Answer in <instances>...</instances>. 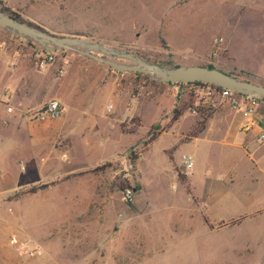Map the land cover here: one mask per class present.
Instances as JSON below:
<instances>
[{
	"label": "rangeland",
	"instance_id": "rangeland-1",
	"mask_svg": "<svg viewBox=\"0 0 264 264\" xmlns=\"http://www.w3.org/2000/svg\"><path fill=\"white\" fill-rule=\"evenodd\" d=\"M8 1L16 3L13 9L23 19L47 31L132 50L163 65H174L181 59L174 53V46L186 48L194 44L205 49L211 40L215 42L216 35H224L237 61L264 67V0ZM4 5L6 0H0V7ZM0 43V53L19 56L32 64L37 51H46L34 39L1 26ZM91 52L101 54L97 50ZM67 62H75L70 67L80 70L66 75L63 71ZM99 62L112 73L109 81H114L119 89L124 88L125 94L140 93L143 100L156 103L151 108L143 107V120L135 114L121 121L120 129L121 123L126 128L137 126L134 132L121 133L115 119L111 129L103 125V113L130 115L141 102L125 96V103L124 98L117 100L111 93L95 96L98 109L84 115L80 122L88 124V131L73 146L75 162L86 166L80 170L87 171L59 181L61 190L45 191L46 197L52 196L50 199L42 196V201H38L40 198L33 192L11 197L20 187L47 178L0 193L4 199L5 196L9 200L17 199L14 208L11 203L0 208V237L11 249L19 239L30 246H40V255H22L14 249L23 258L45 261L52 259L49 255L63 262L72 261L65 252L76 251L73 260L77 264L84 261L86 264H264V215L243 217L242 214L236 221L226 218L237 207L249 208L256 201L255 194L246 203L234 201L242 190L240 186H232L235 180H230L227 174L230 147L199 141L179 146L200 115L187 107L183 111H188L187 115L182 117V113L173 120L171 112L175 104H190L189 90L199 94L197 86H186L184 82L176 87L171 82L159 86L160 81L147 73L119 71ZM51 64L62 77L61 91H64L63 81H77L81 92L90 93L96 81L87 69L97 64L91 57L73 48L57 49ZM5 85L4 81L0 82L2 125L9 123L12 116L6 111L10 102L4 95ZM170 102L173 107L169 110ZM223 102L217 99L211 106L216 108ZM107 103H111L110 107ZM198 103L210 104L197 95L193 104ZM11 112H17L18 117L21 114L17 110ZM192 116L195 120L188 128ZM59 117L29 120L40 122ZM176 121L175 130L179 133L176 143L168 142L173 138L171 132L147 142L151 128L165 130ZM8 129L0 126V138L10 137ZM58 146L64 152L65 147ZM188 151L193 156L191 181L180 163L182 152ZM4 162L11 166L10 161L0 157V167L5 166ZM101 164L104 165L92 170ZM9 169L20 183L35 179L25 161ZM2 173L0 169V176ZM127 184L134 190L132 199L123 196ZM191 185L198 197L191 192ZM82 251L87 255L81 256Z\"/></svg>",
	"mask_w": 264,
	"mask_h": 264
},
{
	"label": "crops",
	"instance_id": "crops-1",
	"mask_svg": "<svg viewBox=\"0 0 264 264\" xmlns=\"http://www.w3.org/2000/svg\"><path fill=\"white\" fill-rule=\"evenodd\" d=\"M15 4L16 3H11L6 0V5L10 6L11 9L14 8ZM219 36L222 37V40L216 43L211 40L209 46L205 49L194 44L186 48L174 46V53L181 56V59H186H178L175 64H213V66L228 72L245 69L251 72V80H264V67H258L254 62L237 61L230 51L227 38L224 35ZM91 60L97 64H93L95 66L87 70L91 72V75H95L96 82L92 84L93 86H91L90 93L86 94L85 92H81L82 87L77 81H63L64 91H61L62 77H60V73L56 66L51 64V62L43 69H38L34 64L23 60L19 56L13 57L8 53H0V82L4 81L6 83V87H3L5 92L4 95H6V99L10 102L9 105H12L10 111L6 109L7 113H11L9 114L10 116L12 115L11 121L6 125L0 123V126L6 129L11 125L8 129L10 137L7 139H5L6 137L0 138V157H2L4 161L11 162V166L4 162L5 166L0 167L3 172L0 176V193L13 191L21 184L25 185L43 180L44 178L48 179L45 181H50L86 167L81 163L75 162L73 146L81 136H83L84 139V134L88 131V124L80 122L84 119V115L89 111L93 112L95 109H98V106L94 104L93 100L95 96H100L103 93H111L117 100L124 98L125 101L126 96L136 100L138 103L141 102V106L138 105L136 107L138 110L130 115H111L107 111L103 113L101 118L103 125L111 129V124L113 123L112 119H115L114 124L117 125L121 133H123L119 127L121 121L127 116L135 114L143 120V107L148 106V108H151L152 103H156L155 100H143V98L140 97V93L136 95L125 94L124 88L119 89L114 81H109V77L112 73L109 72L108 68H103L104 66H102V64H98L100 63L98 60L93 58H91ZM76 61L79 60L77 59ZM72 64L76 63L67 62V67L63 71L65 74L80 70L79 68L72 69V67H70ZM176 84L178 83L171 82L172 87ZM50 97H59L64 104V111L59 119L40 122L27 119V116L24 115L27 109L39 107ZM223 101L221 105L214 108L212 114L205 122L204 127L196 134L190 135L189 137L187 136L185 141L179 143V146L183 143H190L193 141L196 143L199 141L202 144L219 143L230 147L227 153L231 155V161L228 164L229 167L226 166L227 174L230 180H232L231 178L235 180L232 186H240L242 190L239 194L235 195L234 201L236 202L239 200L242 203H246V201H251L253 199L252 194H255L256 201L249 208L238 205L240 207H237L230 215H226V218H232L231 221H236L240 218L238 216L242 214H244L243 217L247 215H264V142L258 137L260 130L264 128V99H260L258 107L252 113H244L242 110L232 107L228 101ZM126 102L127 101H125V103ZM110 104L107 103V106L110 107ZM172 107L173 102H170L169 110L172 109ZM14 110L21 112L19 117L17 112H11ZM188 113V111H185L181 116L183 117ZM194 120L195 118L192 116V120L187 124L188 128L192 126ZM176 123L177 121L168 129L159 133L153 140L164 133L171 132L173 138L168 142L171 144L176 143L179 134L175 130ZM82 125L84 127H81ZM60 144L65 147L63 149L64 152H62V148L58 146ZM249 147H251V151L248 150ZM56 152H58L57 156ZM63 153L66 154V156H63ZM188 153L191 152L188 151ZM245 156L247 160H244ZM113 158L114 157L109 160H113ZM21 161L28 163V166L33 171L32 175L34 176L32 177L35 179H26L24 183L16 181L13 174L9 171V167L13 168L14 166H18V162ZM23 166L25 165H21V167ZM186 173L188 174L187 177L189 181H191L194 175L193 167ZM238 182H241V184L239 185ZM4 183H8L7 186H4ZM191 187V192L193 191L198 197L192 185ZM54 188H56V190H61L59 182L38 189L32 194L35 193L40 198L38 201H42V196L46 199H50L52 196L46 197L47 194L45 193L52 192ZM2 195H0V208L2 206L6 207L8 203L13 204L12 207L14 208V203H16L17 199L11 198V200H9L6 198L7 196H5L4 199V195ZM192 197L194 196L192 195ZM9 206L10 205H8V207ZM217 215L218 214H213V216ZM12 247L13 249L9 248L7 241L0 237V264L78 263L76 260H73L74 257H77L76 251L65 252V256L72 258V261L68 260L63 262L52 255H49L52 259L45 261L39 258H23L18 256L13 244ZM41 253L42 251L31 254L40 255ZM80 255L85 256L87 252L82 251ZM86 263L87 262L84 261L80 264Z\"/></svg>",
	"mask_w": 264,
	"mask_h": 264
},
{
	"label": "water",
	"instance_id": "water-1",
	"mask_svg": "<svg viewBox=\"0 0 264 264\" xmlns=\"http://www.w3.org/2000/svg\"><path fill=\"white\" fill-rule=\"evenodd\" d=\"M0 26L34 39L46 51L73 48L119 71L147 73L162 82L202 81L215 83L241 93H251L264 97V83L230 73L216 66L208 64L163 65L146 59L135 51L108 46L98 41H87V44L83 48L77 47L74 45H77L79 40L82 39L78 35L56 34L39 26L29 24L1 10ZM91 50H97L101 54L91 52Z\"/></svg>",
	"mask_w": 264,
	"mask_h": 264
},
{
	"label": "built area",
	"instance_id": "built-area-1",
	"mask_svg": "<svg viewBox=\"0 0 264 264\" xmlns=\"http://www.w3.org/2000/svg\"><path fill=\"white\" fill-rule=\"evenodd\" d=\"M222 40L221 36H215L214 41L218 42ZM2 43H0V46ZM56 51H37L34 55L33 64L38 69H43L48 63H50ZM196 91L199 92V98L203 102H209L214 104L218 100H226L228 103L244 113H252L256 110L260 102V96L251 93H241L234 89L217 85L215 83L204 82L201 85H196ZM176 87V85H174ZM6 109L10 111L12 105H7ZM192 112H196V109L189 107ZM64 104L58 97H50L44 101L37 108L27 109L24 115L31 120H47L59 117L63 114ZM259 139L264 142V128H262L258 135ZM63 156L66 154L63 153ZM193 156L191 153L183 152L180 157V163L184 172H188L192 168ZM134 190L131 187H126L123 190V196L126 199H132ZM14 248L21 254L39 253L41 248L39 246H30L26 241H15L13 243Z\"/></svg>",
	"mask_w": 264,
	"mask_h": 264
},
{
	"label": "trees",
	"instance_id": "trees-1",
	"mask_svg": "<svg viewBox=\"0 0 264 264\" xmlns=\"http://www.w3.org/2000/svg\"><path fill=\"white\" fill-rule=\"evenodd\" d=\"M0 10L6 12L8 14H11L12 16H14V17H16L18 19H21V20L26 21L16 11H14L13 9H11L10 6L4 5V6L0 7ZM26 22H28L29 24L38 26L37 24H35L32 21H26ZM208 65L213 66V64H208ZM136 73L141 74V72H136ZM230 73H234L236 75L243 76V77L248 78V79H250V75H251V72L248 71V70H245V69H239L237 71H230ZM177 83L183 84V82H177ZM184 83H185L186 86L187 85L196 86V85H201L204 82H202V81H191V82H184ZM165 84H166V82H162V81L158 82V85L159 86H163ZM189 94H190V104H187V103H183L181 105L175 104V106L173 107L172 112H171V118L173 120H175V119H177L183 113V111L185 110V108H187V107H193V108L196 109V112H198V114L200 115V119H198L197 120V123L190 129V131L188 132V135H187L188 137L190 135L196 134L198 131H200L204 127L205 120L212 114V112L214 110V107L211 106V104H208L207 106L205 104H203V103L193 104V101H195L196 96L198 94L196 92H194L192 89L189 90ZM260 99H264V97H260ZM137 119H139V118H137ZM136 127H137L136 125H133V126H129V127L126 128L125 127V124L124 123H121V129H122V131L134 132L136 130ZM163 129L164 128H158V129L153 130L151 128L150 131H149V135H148V138H147V142L152 141L159 134V132L162 131ZM102 165H104V164L97 165V166L93 167L92 170H97ZM86 171L87 170H85V169L84 170H79V171H76V172H72V173H69V174H66V175L57 177V178H55L53 180H50V181L38 182V183H33V184H30V185H27V186L20 187L19 189H17L12 194L11 197L18 198V197L22 196L25 193L35 192L38 189L45 188V187H47L50 184H53V183L62 181V180L66 179V178H68L70 176L77 175V174H81V173H84ZM183 177L186 178L185 175H183ZM127 185L132 188L131 185H129V184H127ZM187 190H188V192H190V190L188 188H187Z\"/></svg>",
	"mask_w": 264,
	"mask_h": 264
},
{
	"label": "bare ground",
	"instance_id": "bare-ground-1",
	"mask_svg": "<svg viewBox=\"0 0 264 264\" xmlns=\"http://www.w3.org/2000/svg\"><path fill=\"white\" fill-rule=\"evenodd\" d=\"M82 46H80V45ZM87 44V40H85L84 38H82L81 40H79L78 44L77 45H74V46H77V47H82L85 46Z\"/></svg>",
	"mask_w": 264,
	"mask_h": 264
}]
</instances>
